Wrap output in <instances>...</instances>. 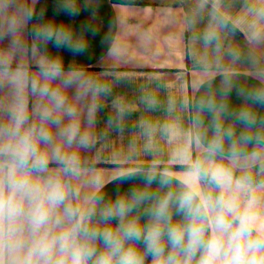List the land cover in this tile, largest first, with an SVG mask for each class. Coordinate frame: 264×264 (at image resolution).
<instances>
[{
	"label": "clouds",
	"instance_id": "obj_1",
	"mask_svg": "<svg viewBox=\"0 0 264 264\" xmlns=\"http://www.w3.org/2000/svg\"><path fill=\"white\" fill-rule=\"evenodd\" d=\"M221 3L198 0V11L208 8L199 39L213 56L223 54L224 40L240 28ZM60 8L70 16L81 10L77 0H63ZM245 12L246 39L259 44L264 4H247ZM33 15L25 10L9 21L12 45L0 55V264H264V128L247 107L225 123L231 75L224 76L218 101L196 102L184 134L196 154L182 149L173 156L180 178L155 164L120 168L112 180L141 183L110 197L86 154L97 152L92 129L111 88L66 69L63 57L49 51L50 44L76 55L86 51L64 27L34 26L31 50L24 46L19 29ZM227 54L233 63L240 56L235 49ZM246 100L264 104V86L248 91ZM113 107L109 127L127 111L119 100ZM205 112L211 138L201 133ZM164 130L175 135L170 126Z\"/></svg>",
	"mask_w": 264,
	"mask_h": 264
},
{
	"label": "crops",
	"instance_id": "obj_2",
	"mask_svg": "<svg viewBox=\"0 0 264 264\" xmlns=\"http://www.w3.org/2000/svg\"><path fill=\"white\" fill-rule=\"evenodd\" d=\"M62 3L63 0H0V55L12 45L11 36L5 34L9 21L21 18L25 10L34 15L21 26L18 35L29 50L33 45L31 29L41 24L64 27L74 39L86 44V51L79 55L67 48L57 50L51 44L48 49L63 57L66 69L71 66L111 88V94L101 100L92 129L99 137L97 152L86 154L104 177L110 197L117 190L123 192L141 183L139 177L124 183L112 180L120 168L155 164L158 170L167 169L175 179L180 178L178 161L173 156L182 149H187L189 155L196 154L184 142L196 114V102L201 98L218 101L226 74L231 75L234 87L226 99L225 123H233L232 114L247 107L258 117L257 128H264V104L246 100L248 91L264 86V39L255 44L245 36L250 20L246 5L264 4V0H222L221 10L239 21L240 28L224 40L220 56L205 50L199 39L208 23V8L198 11V0H77L81 10L76 16L61 10ZM259 27L264 31V24ZM229 49L240 53L235 63L227 54ZM116 100L127 111L122 121L109 127ZM149 100L155 102L153 107L148 106ZM203 120L201 133L211 138V114L205 112ZM166 125L175 130L174 136L165 132ZM235 127L239 132L242 125L235 122ZM248 151H252V145Z\"/></svg>",
	"mask_w": 264,
	"mask_h": 264
}]
</instances>
